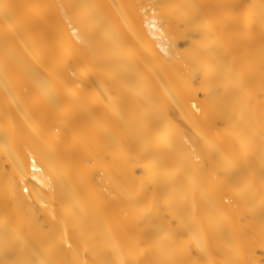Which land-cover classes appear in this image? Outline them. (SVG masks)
I'll return each mask as SVG.
<instances>
[{
  "label": "bare ground",
  "instance_id": "6f19581e",
  "mask_svg": "<svg viewBox=\"0 0 264 264\" xmlns=\"http://www.w3.org/2000/svg\"><path fill=\"white\" fill-rule=\"evenodd\" d=\"M0 264H264V0H0Z\"/></svg>",
  "mask_w": 264,
  "mask_h": 264
}]
</instances>
